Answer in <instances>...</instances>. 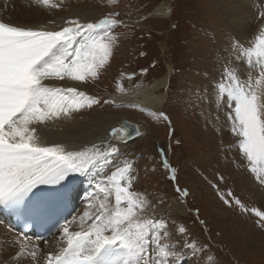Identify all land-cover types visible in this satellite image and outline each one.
Wrapping results in <instances>:
<instances>
[{"label": "snow or ice", "instance_id": "obj_1", "mask_svg": "<svg viewBox=\"0 0 264 264\" xmlns=\"http://www.w3.org/2000/svg\"><path fill=\"white\" fill-rule=\"evenodd\" d=\"M35 3L61 7L51 0ZM118 3L108 0V7ZM119 16L118 11H109L96 22L71 19L59 30L25 27L0 16V206L38 216L48 201L30 200L37 186H59L51 199H62L69 194L73 175H83L95 181V195L104 202L97 212L83 214L80 230L63 226L61 239L66 246L59 253H49L47 264H182L179 257L185 248L206 264H218L207 246L174 240L166 220L147 214L150 203L146 194L133 190L134 161L121 156L119 145L105 139L78 150L59 143L46 146L33 127L100 103L98 97L77 87H52L45 81L98 78L119 41L112 30L125 25ZM235 50L234 61L244 63L239 68L226 65L220 79L208 86V102L226 110L230 131L240 138L238 148L249 162V170L264 184V33L253 47L243 49L237 43ZM252 67L260 69L257 78L241 71ZM157 118L171 125L166 113H158ZM127 127L141 135L138 128ZM113 135L115 130L109 133ZM128 138L130 134L124 130L122 139ZM171 178L176 179L175 175ZM176 190L185 197L189 194L178 185ZM222 199L229 207L234 202L242 211H249L239 198ZM252 211L259 218L258 227L264 228V210ZM178 232L184 235L187 229L180 227ZM28 243L27 236L18 239L17 259L25 255Z\"/></svg>", "mask_w": 264, "mask_h": 264}, {"label": "rangeland", "instance_id": "obj_2", "mask_svg": "<svg viewBox=\"0 0 264 264\" xmlns=\"http://www.w3.org/2000/svg\"><path fill=\"white\" fill-rule=\"evenodd\" d=\"M244 2L119 0L109 8L108 0H69L66 5L92 11V22L109 11H118V18L125 22L112 30L119 41L99 77L81 82L90 87L83 92L98 97L100 103L76 113L83 119L96 114L115 116L116 127L123 121L140 125L143 135L127 150L125 146L122 154L135 164L133 190L146 194L147 214L162 213L174 240L207 246L218 264H264V228L258 227L259 218L252 211L264 210V184L249 170L238 148L240 138L230 131L226 110L208 102V86L220 79L226 65L239 68L244 63L234 61L237 43L247 49L255 41V34L243 38L235 28L245 26L246 16L254 27L264 20L263 0L250 2L254 12L244 11ZM164 4L170 6L169 16L157 17L155 11ZM249 70L241 68L258 77L259 73L254 76ZM157 82H166L155 92L164 98L161 110L136 103V96ZM158 113H166L171 125L158 119ZM161 148L169 156L167 167L158 151ZM173 175L176 179L170 183ZM177 185L187 189L186 198L177 192ZM229 192L232 196H227ZM222 197L239 198L249 211L234 202L229 207ZM185 206L189 211L182 215ZM166 210L172 212L166 216ZM180 227L187 234H180ZM179 259L182 264H206L187 248Z\"/></svg>", "mask_w": 264, "mask_h": 264}, {"label": "bare ground", "instance_id": "obj_3", "mask_svg": "<svg viewBox=\"0 0 264 264\" xmlns=\"http://www.w3.org/2000/svg\"><path fill=\"white\" fill-rule=\"evenodd\" d=\"M68 1L69 0H51V3L61 5L59 8L51 9L38 6L35 0H0V16L14 24L34 29L45 27L48 30H59L61 27L65 26V21L71 19L79 18L81 22H92V20H95V18H91V16L94 15L92 11L86 9L72 10L68 6L66 7ZM241 1H245L244 11L249 8L254 12L250 2L257 4V0H237L238 3ZM169 13L170 6L166 4L158 7L155 11V15L160 18H167ZM262 13H264V9ZM246 18L244 21L245 26L235 28L236 34L242 35L243 38H248L252 34H255L256 38L253 42V47L257 37L264 33V20L254 27V21H248ZM50 21H54V23H50ZM253 60H255V57H253ZM249 71L255 76L258 75L260 69L259 67H252ZM45 83L52 87H77L80 91L84 89L89 90L90 88L84 83L70 80H46ZM165 86L166 82H157L154 86L143 90L136 96V103L148 109L160 111L164 98L156 95L155 92ZM93 116L94 117L91 116V118L88 117L87 119H83L80 114L74 112L71 117L61 116V118L47 125H33V127L37 128L46 146L59 143L64 144L71 150H78L82 147H90L92 144H100L102 140L110 139L112 143L120 146V153L122 156L125 151L124 147L126 146L127 150V147L131 144V142L122 139V133L126 129L121 126L116 127L117 124H113L114 122L112 121L116 120L115 116L109 114L100 116L96 114ZM113 130H115V135L110 137L109 133ZM160 156L164 161L165 158L166 161L169 159V156L167 157L162 151ZM73 177L76 179V184L73 188L71 197L75 212L66 225L69 227L70 231H78L80 230L81 217L83 214L86 211L91 213L97 212L99 204L104 201L100 196L95 195V190L92 186L95 181L79 174H74ZM80 209L82 210L79 212ZM180 211L182 215H186L189 209L185 206V208H181ZM171 212V210H166L164 211V215L168 216ZM161 215L162 213L156 215V217H161ZM84 223L87 224L89 221L85 220ZM62 230L63 228L47 242H39L33 236L20 234L13 226L11 219L0 213V264H47V256L49 253H59V251L66 246L65 242L61 239ZM22 236H27L28 238V250L24 256L17 259V242ZM32 252H35V256L31 255ZM184 259L185 258L182 260Z\"/></svg>", "mask_w": 264, "mask_h": 264}, {"label": "water", "instance_id": "obj_4", "mask_svg": "<svg viewBox=\"0 0 264 264\" xmlns=\"http://www.w3.org/2000/svg\"><path fill=\"white\" fill-rule=\"evenodd\" d=\"M125 129L128 130L129 134H130V138H128V140L132 141V140H135L137 139L139 136H137L133 130V127H127L128 125H131V126H134V128H138L139 129V132L140 134H142L141 130H140V125L139 124H136V123H133V122H129V121H123L122 124H121Z\"/></svg>", "mask_w": 264, "mask_h": 264}, {"label": "trees", "instance_id": "obj_5", "mask_svg": "<svg viewBox=\"0 0 264 264\" xmlns=\"http://www.w3.org/2000/svg\"><path fill=\"white\" fill-rule=\"evenodd\" d=\"M169 181H170V183L172 182V181H171V178H169ZM175 191H176V190H175Z\"/></svg>", "mask_w": 264, "mask_h": 264}]
</instances>
